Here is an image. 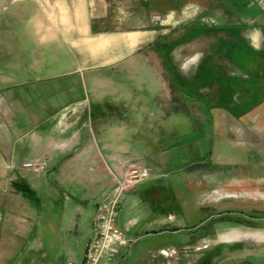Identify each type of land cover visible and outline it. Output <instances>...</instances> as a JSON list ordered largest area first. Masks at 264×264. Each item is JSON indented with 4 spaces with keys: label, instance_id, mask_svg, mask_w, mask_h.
Listing matches in <instances>:
<instances>
[{
    "label": "rangeland",
    "instance_id": "1",
    "mask_svg": "<svg viewBox=\"0 0 264 264\" xmlns=\"http://www.w3.org/2000/svg\"><path fill=\"white\" fill-rule=\"evenodd\" d=\"M189 1L170 0L160 7L156 0H145L151 9L156 10L153 12L143 5L142 0H108L109 27H113L119 18H136L144 14L146 28H155L162 40L172 41L159 47L160 55L172 50L176 65L182 72L192 70L189 66L196 60L200 65L201 60L199 68L204 71L199 73L196 85L203 83L200 89L209 91L207 101L212 102L218 98L210 97L214 96L215 85L223 83L220 90L223 93L216 105L219 102L228 105L194 110L185 102L182 110L174 106L157 109L151 99L149 103L154 111L140 108L137 98L150 100V95L153 98L156 95L160 97L159 94L163 96L157 53L152 45L143 51L147 56H155V60L140 53L108 68V77L112 80L108 84V143L117 140L120 134L118 126L126 119L141 124L153 121L160 133L161 148L167 147L170 156L167 165L161 166L162 175L156 183L130 197L129 192L125 193L118 224L125 229L133 221L128 231L131 242L121 247L120 255L110 264H264V220H258L257 229L253 227L254 221L249 220L250 215L264 216V117L262 122H253L256 128L254 144H244L247 151L239 158L229 160L235 156L229 142L234 138V129L249 122L239 119L238 111L236 117L232 110L238 89H242L247 97L251 93L254 100L264 101V79L256 75L254 82L257 88L253 90L234 75L245 67L253 69L254 61H248L263 57L264 48L251 44L241 31L226 26L239 21L233 11L234 0H208L204 6L200 0H192L195 3L188 5L189 8L176 10L173 17L170 13L164 14L167 7L178 9ZM35 8L32 0H0V63L5 71L9 72L13 67L11 62L39 50L30 20ZM133 22L127 20L123 26H131ZM213 23L225 26L209 25ZM68 51L64 45L56 53L54 61H49L54 72H66L73 67L72 57H67ZM237 57L247 63L236 62ZM45 61L48 62L47 59ZM263 64L261 61V67ZM167 71L171 72V81L179 86L180 81L170 65L166 74ZM192 91L187 87L178 98L187 101L192 97L196 107H206ZM130 133L135 136L134 132ZM125 134L129 136L128 132ZM217 155L220 156L218 160L215 158ZM202 169L205 172L200 171ZM217 174L235 179L212 186L210 183ZM185 180H191L193 185L184 188L180 192L181 197L171 206L164 207L148 197L153 186L156 189L165 186L179 189ZM30 182L32 187L18 180L14 187L2 189L0 264H82L93 232L91 206L95 200L90 201L91 206L84 200V197H89L90 187L81 182L70 190L66 185L65 191L73 196L65 200L59 191L58 195L48 194L49 182L57 184L54 178L46 183L43 177H33ZM238 182L241 187H234L238 196L228 195V191L222 190L224 184ZM246 190L250 193L247 194ZM73 198L82 200L77 208ZM62 200H65V206ZM217 216L223 217L225 224L216 226ZM67 232L77 241L74 256L64 251L60 236H57ZM206 234L211 235L206 242L192 244L196 238ZM217 242L222 243L220 253L217 252ZM50 244L54 246L51 252ZM206 244L214 246L202 250L195 248Z\"/></svg>",
    "mask_w": 264,
    "mask_h": 264
},
{
    "label": "crops",
    "instance_id": "2",
    "mask_svg": "<svg viewBox=\"0 0 264 264\" xmlns=\"http://www.w3.org/2000/svg\"><path fill=\"white\" fill-rule=\"evenodd\" d=\"M169 1L156 0L160 7ZM32 2L36 8L30 20L39 50L11 62L13 67L9 72L3 70L0 63V196L2 189L5 191L11 185L14 187L18 180L32 187L30 180H33V177H43L46 183L52 178L57 181L56 185L49 182L48 194L58 195L59 191V195L67 200L73 195L67 193L64 187L67 185V189L72 190L76 183L83 182L90 187L89 197H84L85 203L91 206L90 201L95 200L91 206L94 215L97 205L114 189L115 177L121 176L127 160H133L147 170L146 181L140 185L146 187L148 183L160 178L161 166L167 165L170 158L168 148H161L160 133L153 121L141 124L126 119L118 126L120 134L117 135V140L108 143V84L112 83L111 77H108V68H113L137 56L136 54L145 55L143 49L152 45L157 53L156 60L160 73L158 76L164 89L163 96L159 94L160 97L156 95L153 98L150 95V100L147 98L136 100L140 108L150 111H154L149 103L152 100L157 109L174 106L182 110V106L187 103L192 105L194 110H208L220 99L223 83L221 86L217 83L212 91L214 96H210L214 99L218 97L217 100L208 102L209 91L200 89L203 83H200V86L196 85L199 73L204 71L199 68L202 61L200 60V65H197L199 60H196L189 66L192 70L182 72L176 65L172 50L166 55H160L159 47L172 41L162 40L155 28H146L143 12L142 16L136 18H119L113 27H109L108 0H32ZM207 2L209 1L200 0L202 6ZM142 3L150 11H156L151 9L145 0H142ZM192 3L195 2L191 0L178 9L167 7L164 14L170 13L173 17L176 10L189 8L187 6ZM233 7L239 21L226 26L241 31L251 44L264 48V0H234ZM127 20L134 21V24L123 26ZM209 25L225 26L216 23ZM64 45L69 50L67 57L73 59V67L66 72H54L49 61H54L56 53ZM52 47L56 49L53 50ZM44 50H47L46 56ZM145 57L155 60V56ZM235 59L236 62L247 63L241 60V57ZM252 60L254 68L251 69L249 66L237 70L239 73L234 75V78H239L256 90L254 82L257 80L256 75L264 79V64L262 67L260 65L261 61L264 63V56L248 62L252 63ZM169 65L180 81L179 86L171 81V72L167 71L166 74ZM178 72L181 75H178ZM205 76L207 77L208 73ZM187 87L192 88L193 94L195 93L200 103L206 104V107H196L197 103L192 97H188L187 101L178 98ZM241 90L238 89L237 99L232 108L239 112V119L249 122L244 126L239 124L234 129V138L229 142L232 143L231 148L235 156H231L232 159L227 158L230 161L247 151L244 144H254L256 128L253 122H262L261 118L264 117V101L254 100L251 93L247 97ZM203 98H206V101H203ZM219 103L215 107L223 108L224 104ZM127 132L129 136L123 135ZM130 132H134L135 136L132 137ZM35 158H47L48 166L45 172L35 173L22 166L23 162ZM215 158L218 160L220 156L217 155ZM7 164L14 165V168ZM200 171L205 172L203 169ZM232 179L217 174L210 184L217 186ZM135 191L130 190L128 197ZM228 192V195L235 197L239 195L235 191ZM245 192L250 193L247 190ZM65 200H62L63 206ZM74 201L76 208L82 203L80 199ZM249 220L254 221L253 227L257 229L258 220H264V216L250 215ZM132 225L133 221H130L125 228L127 232ZM57 236L58 238L60 236L62 241L60 245L64 251L67 250L74 256L77 251L76 238L70 232L63 236L58 233ZM49 246L51 252L54 246L52 244Z\"/></svg>",
    "mask_w": 264,
    "mask_h": 264
},
{
    "label": "built area",
    "instance_id": "3",
    "mask_svg": "<svg viewBox=\"0 0 264 264\" xmlns=\"http://www.w3.org/2000/svg\"><path fill=\"white\" fill-rule=\"evenodd\" d=\"M14 168V165H8ZM35 173H43L48 166L47 158H35L22 163ZM147 170L133 160L124 163L121 176H116V185L106 199L100 202L93 217L92 237L86 245L82 264H110L121 253V247L130 244L126 229L118 224L120 207L125 193L147 177Z\"/></svg>",
    "mask_w": 264,
    "mask_h": 264
},
{
    "label": "flooded vegetation",
    "instance_id": "4",
    "mask_svg": "<svg viewBox=\"0 0 264 264\" xmlns=\"http://www.w3.org/2000/svg\"><path fill=\"white\" fill-rule=\"evenodd\" d=\"M158 180H155L153 182H150L147 185H150L152 183H156V181H158ZM145 181H146V179L145 180H142L141 182H138L136 185H134L131 188V190H134V189L136 191L141 190L144 187H141L140 185L143 184ZM184 182L185 183H183L182 188H179V189L178 188L175 189L173 187H171V188L168 189V188H166V186L165 187H162V188L159 187L158 189H156V187L153 186V188H150L149 189V191H152V193H149L148 197H149V199H153V201H157L158 203L160 202L161 205L164 206V207H166L167 205H170L171 206V204H174L176 202V200L178 201V198L181 197L180 196L181 195L180 192L184 188L186 189L187 187H190V185H193L191 180H185ZM157 183H159V182H157ZM236 186H237V188L238 187H241L240 186V182H238V183H230V184H226V185L224 184V186H222V190L225 191V192H227V191H234L235 190L234 187H236ZM216 218L218 219L217 222H216V224H215L216 226H222V224L225 223V221L223 220V217L217 216ZM210 236H211L210 234H206L203 237L200 236V237L196 238L195 241L192 244L194 245L195 242H198V241H200L201 243L206 242L207 239ZM216 245H217V252L220 253V251L223 248L221 246L222 243L219 244V242H217ZM212 246H214V245H210L209 246V244H206L204 246H198V247L196 246L195 248L198 249V250H202V248L204 249V247L205 248L209 247V249H210Z\"/></svg>",
    "mask_w": 264,
    "mask_h": 264
},
{
    "label": "trees",
    "instance_id": "5",
    "mask_svg": "<svg viewBox=\"0 0 264 264\" xmlns=\"http://www.w3.org/2000/svg\"><path fill=\"white\" fill-rule=\"evenodd\" d=\"M224 106H228V105H224ZM227 107H225L224 109H226ZM232 110H233V108H232ZM234 111V114H235V116L236 117H238V115L236 114V110H233Z\"/></svg>",
    "mask_w": 264,
    "mask_h": 264
}]
</instances>
